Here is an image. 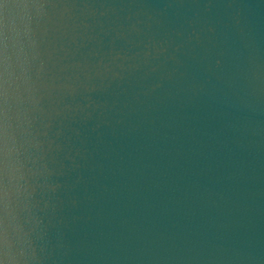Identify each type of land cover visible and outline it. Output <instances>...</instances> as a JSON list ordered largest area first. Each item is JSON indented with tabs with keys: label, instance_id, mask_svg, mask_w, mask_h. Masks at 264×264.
Here are the masks:
<instances>
[{
	"label": "water",
	"instance_id": "1",
	"mask_svg": "<svg viewBox=\"0 0 264 264\" xmlns=\"http://www.w3.org/2000/svg\"><path fill=\"white\" fill-rule=\"evenodd\" d=\"M0 264H264V0H4Z\"/></svg>",
	"mask_w": 264,
	"mask_h": 264
},
{
	"label": "snow or ice",
	"instance_id": "2",
	"mask_svg": "<svg viewBox=\"0 0 264 264\" xmlns=\"http://www.w3.org/2000/svg\"><path fill=\"white\" fill-rule=\"evenodd\" d=\"M4 2V0H0V4H2Z\"/></svg>",
	"mask_w": 264,
	"mask_h": 264
}]
</instances>
